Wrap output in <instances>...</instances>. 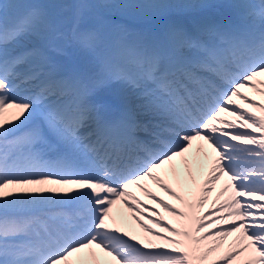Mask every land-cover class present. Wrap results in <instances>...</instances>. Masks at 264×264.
Wrapping results in <instances>:
<instances>
[{"label": "snow or ice", "instance_id": "6c2138e0", "mask_svg": "<svg viewBox=\"0 0 264 264\" xmlns=\"http://www.w3.org/2000/svg\"><path fill=\"white\" fill-rule=\"evenodd\" d=\"M209 7L0 0V264H264V0L228 23ZM68 48L90 57L70 75L51 55ZM106 89L122 93L114 119Z\"/></svg>", "mask_w": 264, "mask_h": 264}, {"label": "bare ground", "instance_id": "6f19581e", "mask_svg": "<svg viewBox=\"0 0 264 264\" xmlns=\"http://www.w3.org/2000/svg\"><path fill=\"white\" fill-rule=\"evenodd\" d=\"M207 173V169L205 168L204 169V172H203V176H205ZM203 182V179L200 177H197L196 178V186L197 188L199 187L200 184H202ZM220 184H223V183H220ZM220 184L217 185V191L219 190V187H220ZM153 191L155 192V194L160 197V198H163L167 203L177 207V208H181L182 206L180 205V203L178 201H174L172 200L171 198L165 196L163 193H160L158 190H156L155 188L153 189ZM179 191V190H178ZM181 195H186L184 192H180ZM216 196V194H215ZM215 196L214 197H210L209 198V202L208 204L205 205V208L203 210L204 214H208L209 212L211 211H214L215 209L213 208V204H212V201L215 199ZM167 197V199H165ZM187 198V197H186ZM142 204H144L145 206H152L154 208L157 209V211L160 213V216H156V217H152V219H161L162 218V223H168L169 225L173 226V227H177L179 226V221H176L173 217H171L168 213L164 212L163 209H161L158 205H155V204H152L151 201H149L148 199H144V200H141ZM33 212L34 215H45L44 211L42 209H34V210H31ZM114 213L115 214H119L121 215L120 213V210H119V207L118 205L114 208ZM150 213L149 212H145L144 213V216L147 217L149 216ZM130 217H131V214H130ZM212 219H215V217H212ZM133 220V219H132ZM132 222H135L134 220L131 221ZM208 223H211V219L209 221H207ZM141 223H146V220H142ZM137 226L139 227V225L137 224ZM148 227H151L153 229V231H157L159 232V229L156 228L154 225L152 224H148L147 225ZM125 228V227H124ZM126 229V228H125ZM126 230H129L132 234L136 235L138 238H145V239H148L146 237H143L141 231L142 229L138 230L136 228L133 227H129L128 229ZM142 235H141V234Z\"/></svg>", "mask_w": 264, "mask_h": 264}, {"label": "rangeland", "instance_id": "374dc122", "mask_svg": "<svg viewBox=\"0 0 264 264\" xmlns=\"http://www.w3.org/2000/svg\"><path fill=\"white\" fill-rule=\"evenodd\" d=\"M73 51H74L75 54L77 55V57H78V59H79L78 61L85 60L87 64L89 63L90 57H89L87 54L84 53V55L82 56L81 54L77 53V52H79V51H77V50H75V49H73ZM247 94H250V95H251V93H247ZM254 99L259 100L260 98H259V97H254ZM227 119H228V120H231L232 118H231V117H228ZM205 167H207V165H206ZM200 176H201V174L198 173V174H197V177H200ZM222 181H224V180L222 179ZM166 199H167V197H166ZM118 207H119V210H120L121 216L124 217V224H123V227H125L126 229H128L129 227H133V226H134V228L140 230L141 228L137 226L136 222H132V223H131V221H133V220H132L131 217H130V213H128L127 210H126L122 205H119ZM147 207H148L149 209H154V210L157 211V209L154 208V207H152V206H150V207L147 206ZM141 233H142L143 235H142ZM141 233H140V234H141L143 237L149 238V237H147V234H146L143 230L141 231Z\"/></svg>", "mask_w": 264, "mask_h": 264}]
</instances>
